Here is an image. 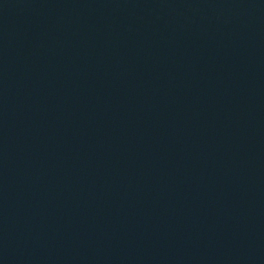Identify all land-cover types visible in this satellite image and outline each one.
I'll list each match as a JSON object with an SVG mask.
<instances>
[{
  "label": "water",
  "instance_id": "water-1",
  "mask_svg": "<svg viewBox=\"0 0 264 264\" xmlns=\"http://www.w3.org/2000/svg\"><path fill=\"white\" fill-rule=\"evenodd\" d=\"M0 264H264V0H0Z\"/></svg>",
  "mask_w": 264,
  "mask_h": 264
}]
</instances>
